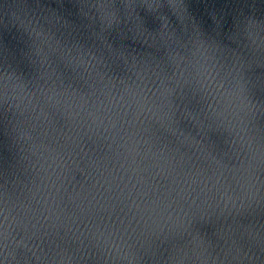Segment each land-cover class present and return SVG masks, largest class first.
Wrapping results in <instances>:
<instances>
[{
    "label": "water",
    "instance_id": "1",
    "mask_svg": "<svg viewBox=\"0 0 264 264\" xmlns=\"http://www.w3.org/2000/svg\"><path fill=\"white\" fill-rule=\"evenodd\" d=\"M0 264H264V0H0Z\"/></svg>",
    "mask_w": 264,
    "mask_h": 264
}]
</instances>
